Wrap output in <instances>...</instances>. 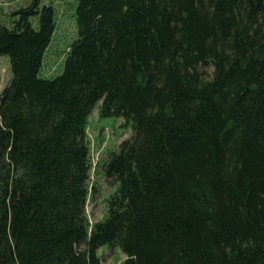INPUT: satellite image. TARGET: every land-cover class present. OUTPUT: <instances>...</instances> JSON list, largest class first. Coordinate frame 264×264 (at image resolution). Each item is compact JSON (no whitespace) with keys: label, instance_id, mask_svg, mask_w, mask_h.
<instances>
[{"label":"trees","instance_id":"16d2710c","mask_svg":"<svg viewBox=\"0 0 264 264\" xmlns=\"http://www.w3.org/2000/svg\"><path fill=\"white\" fill-rule=\"evenodd\" d=\"M41 3L0 21V264H101L104 246L123 264H264V0H78L52 79ZM100 102L134 135L103 166L118 190L92 225Z\"/></svg>","mask_w":264,"mask_h":264},{"label":"rangeland","instance_id":"374dc122","mask_svg":"<svg viewBox=\"0 0 264 264\" xmlns=\"http://www.w3.org/2000/svg\"><path fill=\"white\" fill-rule=\"evenodd\" d=\"M32 0H3L0 2V21L13 27L14 13L27 8ZM44 5L53 6L56 13L57 29L54 34L40 70L39 76L44 79L56 78L63 74L64 63L72 44L78 39L77 5L78 0H42ZM30 22L38 28L37 17H31ZM211 74L212 69L208 70ZM13 78L11 60L8 56H0V95L9 86ZM101 102L95 107L88 121L87 137L90 142L93 163L92 183L96 188L93 197L87 205L89 222L93 225L104 220L109 210V201L117 193L118 185L107 180L103 166L109 160L110 154L119 152L124 141L134 135L133 125L123 118H103ZM101 264H123L128 256L120 248L102 247L98 251Z\"/></svg>","mask_w":264,"mask_h":264}]
</instances>
